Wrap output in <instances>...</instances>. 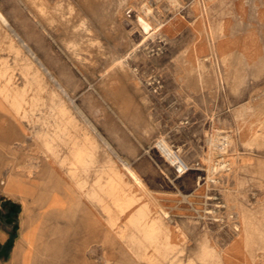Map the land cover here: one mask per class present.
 <instances>
[{"label":"rangeland","instance_id":"374dc122","mask_svg":"<svg viewBox=\"0 0 264 264\" xmlns=\"http://www.w3.org/2000/svg\"><path fill=\"white\" fill-rule=\"evenodd\" d=\"M189 1L0 0V95L104 228L94 246L65 249L45 225L36 264H264L261 104L228 101L215 54L206 63L218 78L203 81L201 102L183 101V83L169 87L174 103L145 83L163 80L158 65L185 64L162 26Z\"/></svg>","mask_w":264,"mask_h":264},{"label":"crops","instance_id":"0c3cea01","mask_svg":"<svg viewBox=\"0 0 264 264\" xmlns=\"http://www.w3.org/2000/svg\"><path fill=\"white\" fill-rule=\"evenodd\" d=\"M183 7L162 26L170 53L185 60L177 67H155L164 80V98L174 103L178 95L169 87L176 82L184 84L185 102L208 97L203 81L218 77L206 61L215 54L224 64L228 101L258 102L264 119V0H193ZM141 31L145 37L156 33ZM39 151L0 95V264H36L45 225L54 226L58 248H87L104 235L94 205L79 200L64 171ZM146 258L142 264H148Z\"/></svg>","mask_w":264,"mask_h":264},{"label":"bare ground","instance_id":"6f19581e","mask_svg":"<svg viewBox=\"0 0 264 264\" xmlns=\"http://www.w3.org/2000/svg\"><path fill=\"white\" fill-rule=\"evenodd\" d=\"M150 12V11H149ZM137 15V14H136ZM137 23L144 28V30L148 31L150 29V25L147 22V20L143 16H136ZM4 22H6L5 19H3ZM24 43V42H23ZM84 115V114H83ZM94 128V127H93ZM157 148L159 151L163 154V156L176 168L180 173H185L188 168H186V165L184 162L179 158V155L176 151L172 150L170 146L167 145V143L164 140H160L157 143ZM225 166H222L223 169ZM177 171V172H178ZM136 181L139 184H142L140 179L136 176ZM146 189V188H145ZM150 191V190H149ZM148 193V192H147ZM151 196V195H150ZM152 197V196H151ZM154 197V196H153ZM154 202L157 204V206L167 215V212L164 210V208L158 203L159 201L154 198Z\"/></svg>","mask_w":264,"mask_h":264},{"label":"built area","instance_id":"2783aa9c","mask_svg":"<svg viewBox=\"0 0 264 264\" xmlns=\"http://www.w3.org/2000/svg\"><path fill=\"white\" fill-rule=\"evenodd\" d=\"M145 83L148 86L150 92L152 94H154L155 96H160L162 91H163V89H164V87H165L164 81L162 80L161 77H159L157 75L150 76L148 78V81L145 82ZM197 166H199V164H197ZM222 166H225L223 169L228 168V164L227 163L222 164L221 167ZM177 171H178V169H177ZM178 173H180V172L178 171Z\"/></svg>","mask_w":264,"mask_h":264}]
</instances>
